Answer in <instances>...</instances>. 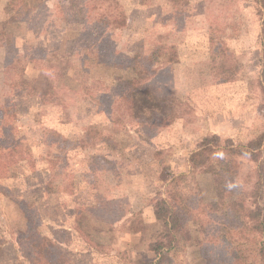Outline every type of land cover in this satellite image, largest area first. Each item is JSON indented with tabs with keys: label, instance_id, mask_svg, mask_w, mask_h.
Listing matches in <instances>:
<instances>
[{
	"label": "rangeland",
	"instance_id": "rangeland-1",
	"mask_svg": "<svg viewBox=\"0 0 264 264\" xmlns=\"http://www.w3.org/2000/svg\"><path fill=\"white\" fill-rule=\"evenodd\" d=\"M261 18L258 0H0V264H152L151 245L168 239L153 206L180 173L174 201L199 216L164 264H264V233L207 208L264 207L256 164L238 158L229 183L214 155L188 166L205 139L264 143ZM116 77L171 100L173 121L128 105ZM69 173L93 186L94 205L71 196Z\"/></svg>",
	"mask_w": 264,
	"mask_h": 264
},
{
	"label": "trees",
	"instance_id": "trees-1",
	"mask_svg": "<svg viewBox=\"0 0 264 264\" xmlns=\"http://www.w3.org/2000/svg\"><path fill=\"white\" fill-rule=\"evenodd\" d=\"M258 4L262 12L259 35L260 70L258 78L261 92L264 95V0H258ZM116 83L118 97L124 100L128 105L134 107L141 113L147 112L156 114V118L159 117L158 120L161 122L170 123L173 121L174 115L170 111L171 100L167 101L163 98H157L150 86L142 83L136 78L119 77L116 79ZM2 143L0 142V155H7V152L3 151L5 150V145H7L5 139ZM11 149L12 151L16 152L17 155H21V152L18 150L15 143H13ZM210 155L217 157V177L220 179V182L223 181V183H229L235 180V178H233V172L234 168L236 167L235 161L238 158H249L250 161L256 164V181L254 184V193L256 194L257 192L261 191L262 186H264V143L251 141L247 145L238 146L229 142L228 145L224 144L223 146L213 145L208 139H205L203 140L201 146L189 156L188 166L190 171L192 170L194 172L195 170H200L206 166H210V163H208V161H210ZM188 177L189 176L186 173H180L171 176L165 185L166 197L156 201L154 204V213L156 217L158 219H162L167 226L168 239L166 243H163L162 241H156L151 245L152 252H154L157 256L156 259L152 261V264H164V262L168 260L166 259L165 252L167 253L174 247L173 244L176 243V241H174V237L179 232L182 233L185 227L188 228L189 231L195 230L194 225L197 222L199 213L194 212L195 209H191L186 203L185 205H177L174 201L178 198V196H180V191L177 186ZM220 199H222V197ZM220 199H216L208 203L207 208L209 212H218L221 210L225 211V216L230 217L233 221H237L238 223L240 221V224L243 225L244 228L248 229L249 226L250 230L248 231H255L260 235L264 233V213H262L264 207L263 205H260L258 201L253 203L254 207H252L251 205L246 206L244 203H237L233 199L228 202ZM193 219L194 221L190 227L189 220ZM230 226L233 227L231 224ZM196 247L201 257L208 255L207 250L200 248L198 244ZM234 254L235 253L232 254V257L236 258V254ZM256 254L261 256V260L264 261V240L259 241ZM205 264L211 263L208 261L205 262Z\"/></svg>",
	"mask_w": 264,
	"mask_h": 264
},
{
	"label": "crops",
	"instance_id": "crops-1",
	"mask_svg": "<svg viewBox=\"0 0 264 264\" xmlns=\"http://www.w3.org/2000/svg\"><path fill=\"white\" fill-rule=\"evenodd\" d=\"M117 78H119V77H116V79ZM116 79H115V82L114 83H116ZM114 81V80H113ZM116 86H117V83H116ZM3 135V134H2ZM2 135L0 134V142H2L3 141V137H2ZM14 135H16V134H14ZM17 142V140L15 141V143ZM18 146V145H17ZM104 147H106V146H103V148ZM18 148V150L20 151V149H19V147H17ZM74 148H72L71 150H70V152H72L73 154H76L77 155V153L75 152V150H73ZM7 149L5 148V150H3V151H6ZM197 150V149H196ZM195 150V151H196ZM47 151V150H46ZM21 152V151H20ZM194 152V151H193ZM75 155V156H76ZM107 158H112L111 157V155L110 154H107V156H106ZM112 160H114V159H110V161H112ZM15 169H17V167L15 168ZM87 171H90V169H83V171L82 172H84V175L85 176H88L87 174H86V172ZM69 175H71L70 173H69ZM79 177H80V175H77V174H73V175H71V182H70V185L72 186L71 187V191H72V189H73V191H72V194H71V196H80V195H82L83 196V198L81 199V201H80V206H86V205H89L90 207L92 206V204L94 205V202L97 200L96 199V197L99 199V197H98V195L96 194V193H94L93 194V186L91 185L90 186V183H86L85 181H84V179H83V177H82V180L80 181V179H79ZM85 185H87V188H85ZM84 192V193H83ZM109 192L107 191V192H105L104 194H108ZM73 198L74 197H72L71 199L69 198V199H67V198H61L60 199V201H63V200H68V202H69V206H76V204H75V201L73 200ZM105 198H108L107 197V195H106V197ZM109 199V198H108ZM56 200V199H55ZM72 201L74 202V204L72 203ZM68 204V203H67ZM67 204L66 205H63V206H65V212L64 213H68V210H67V207H69V206H67ZM78 205V204H77ZM78 205V206H79ZM154 207V206H153ZM18 214V213H17ZM16 214V215H17ZM23 230V229H22ZM50 240V239H49ZM31 262H34L35 263V260L33 261H31V259H29V261H27V263L26 264H30Z\"/></svg>",
	"mask_w": 264,
	"mask_h": 264
}]
</instances>
